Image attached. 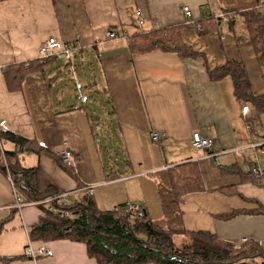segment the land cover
I'll return each instance as SVG.
<instances>
[{
    "label": "crops",
    "instance_id": "0c3cea01",
    "mask_svg": "<svg viewBox=\"0 0 264 264\" xmlns=\"http://www.w3.org/2000/svg\"><path fill=\"white\" fill-rule=\"evenodd\" d=\"M255 5L264 12V0H0V120L55 153L66 140L75 155V177L46 155L27 153L34 155L26 157L32 165L20 159L37 165L39 190L51 187L59 201L71 203L90 189L101 210L136 203L175 231H207L233 246L252 242L264 251V187L240 176L253 163L246 146L263 138L264 115L234 97L229 77L208 75L228 59L240 61L254 91L264 95V66L248 42H237L241 25L232 33L225 24L226 11ZM218 18V30L197 33L198 23ZM170 26H180L182 41L196 56L128 47L129 36ZM110 29L118 36L108 38ZM50 36L75 44L70 62L56 54L10 90L5 68L38 60ZM69 64L93 94L78 107L59 79L62 68L70 74ZM243 102L250 105L248 118L241 115ZM152 131L161 138L153 140ZM192 132L212 140L218 164L193 147ZM257 157L264 167V156ZM191 162L202 190L176 204L168 169ZM14 193L8 173H0V264H97L84 243L68 239L44 241L51 255L24 257L29 230L43 212L35 203L17 209Z\"/></svg>",
    "mask_w": 264,
    "mask_h": 264
},
{
    "label": "trees",
    "instance_id": "16d2710c",
    "mask_svg": "<svg viewBox=\"0 0 264 264\" xmlns=\"http://www.w3.org/2000/svg\"><path fill=\"white\" fill-rule=\"evenodd\" d=\"M225 16V24L232 33H235L237 25H241L244 33L236 34L237 42H248L258 65L264 66V12L261 5L228 10ZM220 23L221 18L203 20L196 26L197 33L202 35L218 30ZM127 39L128 47L134 53L162 50L174 51L180 57L197 55L182 41L180 26L155 28L149 32L133 34ZM55 56L40 57L27 65L16 64L5 68L4 77L8 88L19 89L28 73L43 70V66ZM208 75L213 80L229 77L234 97L248 101L259 114L264 115V95L254 91L242 62L228 59L224 65L208 70ZM86 95V102H89L90 96ZM249 123L248 129L252 127ZM5 144L9 147H4ZM29 152L46 155L69 175H76L70 166L60 161L55 152L40 146L35 139L25 138L9 130L0 132V173L11 176L15 193L22 205L35 203L43 212L39 222L29 230L31 240L68 239L82 242L88 256L94 258L97 264L264 263V251L252 242L235 248L207 231H175L153 221L142 208L140 216L125 212V204L117 205V210H101L88 191H84L80 198L71 203L51 199L57 195L53 188L48 187L43 191L38 188L37 165L26 166L20 162V155ZM168 174L176 204L182 201L186 193L202 190L200 174L194 162L171 167ZM240 176L243 180H252L262 186V182L249 170ZM47 199L51 200L45 202Z\"/></svg>",
    "mask_w": 264,
    "mask_h": 264
},
{
    "label": "built area",
    "instance_id": "2783aa9c",
    "mask_svg": "<svg viewBox=\"0 0 264 264\" xmlns=\"http://www.w3.org/2000/svg\"><path fill=\"white\" fill-rule=\"evenodd\" d=\"M182 12L185 17H188L190 15V11L188 6L182 5ZM137 14V20L138 22L141 21V13L140 10L136 11ZM106 36L108 38H114L117 37V32L110 29L106 31ZM75 49V44L74 43H64L57 38L50 36L46 38L40 45L39 50H38V55L39 57H47L51 56L54 54H63L64 58L69 60L71 59L72 51ZM68 70L70 72V77L74 82L75 90H76V100H77V105L75 107H78L79 105H84L85 102L88 99V96L82 91V85L78 81L76 75H75V70L74 67L69 64ZM241 115L244 118H248L250 115V105L248 102H243L240 108ZM257 123V122H256ZM252 124V123H251ZM249 126L250 123H247ZM8 131V126L5 122V120H0V132H6ZM262 135L264 134V130H261ZM150 137L153 140H158L161 138L160 134L158 132H150ZM191 144L193 147L202 149L204 150V154L202 158L206 159H213L216 164L217 162V155L218 152L213 151L212 146L213 142L211 139L203 137L199 132H192L191 134ZM247 149L251 150L252 152V157H253V163L248 167V170L252 173V175L256 178L259 179L262 184L264 185V167H262L259 162H258V154H262L264 156V136L261 141L259 142H252L249 143L246 146ZM56 154L60 161L65 164V165H72L73 162L75 161L73 151L70 149V146L66 140H63L61 142V146L57 149ZM8 179L10 180V183L13 187V180L11 176L8 174ZM15 191V190H14ZM89 194H91V190H87ZM57 196L52 197L51 199H56ZM51 199L44 200L45 202H49ZM14 207L17 209L21 208L22 204L20 203V198L19 196L14 193ZM115 210H117V206L114 207ZM125 212H130L137 214L138 216L141 215V207L139 204L136 203H126L125 204ZM247 238H242L241 242L247 241ZM235 247H239V244H235ZM52 254L51 248L42 240H31L30 238L28 239L26 246L24 247L23 250V255L26 258L35 260L39 257H44Z\"/></svg>",
    "mask_w": 264,
    "mask_h": 264
},
{
    "label": "rangeland",
    "instance_id": "374dc122",
    "mask_svg": "<svg viewBox=\"0 0 264 264\" xmlns=\"http://www.w3.org/2000/svg\"><path fill=\"white\" fill-rule=\"evenodd\" d=\"M63 62V61H62ZM77 76H78V80L79 82L82 84L83 86V90L86 94H91L93 95L90 90H88L86 87H85V81H84V77L80 75V72H79V69L77 68ZM60 80H64V83H63V89L65 90L66 93H68V91L71 92L70 96L71 97H74V95L76 94V91H75V88H74V83L73 81L70 79V74L68 73V71L66 70V68H62L61 70V75L59 77ZM70 79V80H69ZM95 113H99V112H95ZM27 156H34L33 154H21L20 155V159L22 160V162H24V164L26 163H32V161H28L27 160ZM26 165H32V164H26ZM262 186L264 187V185L262 184ZM235 248H238V247H235ZM249 264H260L258 261H250Z\"/></svg>",
    "mask_w": 264,
    "mask_h": 264
},
{
    "label": "water",
    "instance_id": "95a60500",
    "mask_svg": "<svg viewBox=\"0 0 264 264\" xmlns=\"http://www.w3.org/2000/svg\"><path fill=\"white\" fill-rule=\"evenodd\" d=\"M261 264H264V263H261Z\"/></svg>",
    "mask_w": 264,
    "mask_h": 264
}]
</instances>
